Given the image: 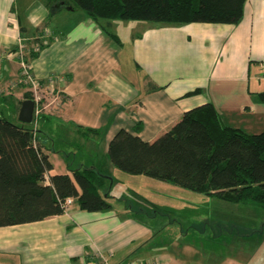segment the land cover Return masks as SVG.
Listing matches in <instances>:
<instances>
[{
  "label": "crops",
  "instance_id": "obj_1",
  "mask_svg": "<svg viewBox=\"0 0 264 264\" xmlns=\"http://www.w3.org/2000/svg\"><path fill=\"white\" fill-rule=\"evenodd\" d=\"M47 2L0 0V106L18 113L26 89L14 88L20 74L16 49L25 38L39 39L43 46L30 70L59 111L67 112L63 119L41 117L38 134L46 152L62 150L58 131L65 124L82 138L106 140L103 156L121 129L152 142L185 111L208 102L225 125L264 130L258 96L264 90V0H246L236 24L94 21L61 0L52 10ZM79 128L100 132L82 134ZM96 159L74 161L107 176L112 207L88 212L73 202L61 214L1 226L0 264H126L135 257L186 264L184 254H132L130 247L152 229L130 215L126 202L136 185L153 183L143 175H116L106 160Z\"/></svg>",
  "mask_w": 264,
  "mask_h": 264
},
{
  "label": "trees",
  "instance_id": "obj_2",
  "mask_svg": "<svg viewBox=\"0 0 264 264\" xmlns=\"http://www.w3.org/2000/svg\"><path fill=\"white\" fill-rule=\"evenodd\" d=\"M57 1L48 0L50 10ZM61 1L94 21L236 24L243 16L246 0ZM37 46L38 50L28 51V63L38 55L42 42ZM258 96L264 102V90ZM32 97V92L26 90L20 106L24 99ZM40 120L35 125L15 124L0 117V227L61 214L66 210L67 198H73L81 210L88 212L112 207L108 178L97 167L51 171L53 165L38 134ZM79 131L100 132L91 128ZM107 157L112 165L130 175H145L231 203L264 208V130L249 133L225 125L210 102L185 111L152 142L119 130L108 142Z\"/></svg>",
  "mask_w": 264,
  "mask_h": 264
},
{
  "label": "rangeland",
  "instance_id": "obj_3",
  "mask_svg": "<svg viewBox=\"0 0 264 264\" xmlns=\"http://www.w3.org/2000/svg\"><path fill=\"white\" fill-rule=\"evenodd\" d=\"M50 31L51 29H47L46 32H42L51 35ZM21 42L24 44L21 53L26 58L28 51L37 49V44L41 41L39 39L26 41L25 38ZM16 60L20 67L18 56ZM21 78L19 74L14 88L31 90ZM42 90L38 91L42 98L40 102L42 109L37 117L38 120L44 114L49 117L65 118L67 112L59 111L58 102L53 99L54 96ZM19 108L20 106L18 112ZM16 109L10 108L7 104L1 105L0 117H6L15 124H21ZM32 124L35 125V122L29 123V125ZM40 125L43 126L42 119ZM50 126L56 128L57 124L53 121ZM61 127L58 136L62 139L60 145L64 147L62 150L47 151L49 160L53 164L52 172H70L71 169L84 166L78 164L77 166V161L74 160L97 157L98 161L106 160L114 174L123 177L130 175L112 165L107 152L103 156L106 140L93 136L85 139L74 132L72 126L65 124ZM84 141L85 146L82 144ZM92 146L95 148L91 149ZM142 177L149 179L148 181H151L153 185L149 183L136 185L128 196L131 201L126 203L128 206L131 205L128 207L130 215L150 227L152 233L147 239L130 247L132 254H142L137 252L139 250L150 256L158 251L184 254L182 258L186 264H264L263 207L255 204L231 203L216 195L195 192L145 175ZM143 245L145 247L142 248ZM135 258L130 261L138 262L137 257Z\"/></svg>",
  "mask_w": 264,
  "mask_h": 264
},
{
  "label": "built area",
  "instance_id": "obj_4",
  "mask_svg": "<svg viewBox=\"0 0 264 264\" xmlns=\"http://www.w3.org/2000/svg\"><path fill=\"white\" fill-rule=\"evenodd\" d=\"M24 44H22V42L20 41L19 46L16 49V56L19 57L20 59V74H21V79L25 84H28L29 87L31 88V92H32V98L34 101V112H33V122H37L38 121V115L39 112L41 111V107H40V102H42V98L41 96L38 94V91L41 90V86L40 83L38 82V80H36V78L33 76L31 70H30V63H28V61L26 60L25 57H23L22 52V48H23ZM34 50H38L34 49ZM21 57V58H20ZM52 82V80H50ZM73 198H67L65 200V207L66 209L73 203ZM104 264H108L104 261ZM126 264H171V262L167 259H153V260H149L147 262H127Z\"/></svg>",
  "mask_w": 264,
  "mask_h": 264
},
{
  "label": "water",
  "instance_id": "obj_5",
  "mask_svg": "<svg viewBox=\"0 0 264 264\" xmlns=\"http://www.w3.org/2000/svg\"><path fill=\"white\" fill-rule=\"evenodd\" d=\"M34 112V101L33 99H24L21 103L18 118L22 123H32Z\"/></svg>",
  "mask_w": 264,
  "mask_h": 264
}]
</instances>
